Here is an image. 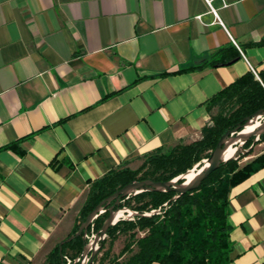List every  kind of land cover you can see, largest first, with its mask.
<instances>
[{"label": "crops", "instance_id": "0c3cea01", "mask_svg": "<svg viewBox=\"0 0 264 264\" xmlns=\"http://www.w3.org/2000/svg\"><path fill=\"white\" fill-rule=\"evenodd\" d=\"M212 1L223 25L206 0H0V264L44 262L94 181L201 139L209 100L264 68V0ZM230 208L232 264H264V168Z\"/></svg>", "mask_w": 264, "mask_h": 264}, {"label": "trees", "instance_id": "16d2710c", "mask_svg": "<svg viewBox=\"0 0 264 264\" xmlns=\"http://www.w3.org/2000/svg\"><path fill=\"white\" fill-rule=\"evenodd\" d=\"M239 52L231 45L217 51L210 60L214 66H225L239 58ZM251 71L223 89L208 102L211 123L202 130L201 139L189 144L179 142L147 155L139 170L128 167L110 171L94 181L87 201L79 214V220L71 235L104 200L134 181L152 180L168 182L201 166L211 156L219 140L228 131L245 124V119L264 109V68ZM216 110V112H215ZM264 142V134L261 136ZM252 141L245 149H249ZM254 150L238 160L223 163L200 188L172 200L173 192H143L129 199H122L121 208L139 213L132 221L121 220L108 230V238L102 242L95 263L104 264H232L234 246L231 241L230 197L232 190L264 168V151L250 159ZM142 177L138 178L140 173ZM183 181H180L182 183ZM112 203L110 206H112ZM168 204L167 206H165ZM160 210V214L144 216ZM109 213L94 223L98 232ZM127 237L117 257H111L114 242ZM85 246L82 237L59 245L47 255L43 264H66L81 256ZM127 255L125 261L120 258Z\"/></svg>", "mask_w": 264, "mask_h": 264}, {"label": "water", "instance_id": "95a60500", "mask_svg": "<svg viewBox=\"0 0 264 264\" xmlns=\"http://www.w3.org/2000/svg\"><path fill=\"white\" fill-rule=\"evenodd\" d=\"M257 126L252 132L244 133L246 128L249 126ZM264 134V109L256 112L251 117L245 119V124L239 126L238 128L228 131L219 140L217 147L211 153V156L204 160V165L197 171L196 177L191 181L187 182L185 180V175L195 170L197 165L192 170L188 171L186 174L180 177L162 183L155 182L152 180L145 181H134L124 188L120 189L112 196L108 197L106 200L102 201L86 218V220L81 223L78 231L69 236L67 239L59 244L60 251H62L63 246L75 240L76 238L82 237L85 241V246L80 257L71 262V264H95V258L100 252L102 242L106 241L108 238V230L115 226L121 220L132 221L139 213L131 211L128 208H121L122 199L136 196L143 192H173L176 196L172 200H177L179 197L195 191L200 188L203 181H205L215 170H217L223 163L231 160H238L242 155H247L254 147L260 143L261 136ZM252 141V145L249 149H245L248 142ZM180 181H183L180 183ZM114 203L112 206H110ZM166 204L165 206H167ZM108 211L109 216L105 220L102 228L95 232L94 223L95 221L105 215ZM128 213L127 215H125ZM160 210L152 211L150 213H145L144 216H151L153 214H160ZM92 235L89 237V235ZM68 264V263H66Z\"/></svg>", "mask_w": 264, "mask_h": 264}, {"label": "rangeland", "instance_id": "374dc122", "mask_svg": "<svg viewBox=\"0 0 264 264\" xmlns=\"http://www.w3.org/2000/svg\"><path fill=\"white\" fill-rule=\"evenodd\" d=\"M215 112H216V110H215ZM259 151H260V150H259ZM259 151H258V152H259ZM255 154H256V153L254 152V154L251 155V156H249L247 159H250V158L254 157ZM144 162H145V161L142 160L140 166H139L137 169H131V168H129V169H131V170H133V171L139 170L140 168H142ZM203 165H204V163H203ZM203 165H202V166H203ZM202 166H200V167H196V171H198L199 169H201ZM143 173H144V171L138 175V178L142 177ZM127 214H128V213H126L125 215H127ZM126 243H127V237H125V238L123 237L122 245L124 246ZM120 251H121V249L119 250V253H120ZM119 253H118L117 255H116V254H115V255L111 254V257H117V256L119 255ZM101 256H102V253L99 254V257H101ZM126 258H127V255H125V256L121 259V261H125ZM37 264H43V262H41V263H37ZM95 264H99V263H95ZM104 264H108V261L104 262Z\"/></svg>", "mask_w": 264, "mask_h": 264}, {"label": "built area", "instance_id": "2783aa9c", "mask_svg": "<svg viewBox=\"0 0 264 264\" xmlns=\"http://www.w3.org/2000/svg\"><path fill=\"white\" fill-rule=\"evenodd\" d=\"M206 2H207V4H208V6H209V9H210V12L212 13V14H214V16H215V18L217 19L216 21L219 23V24H221V25H223L222 24V22L220 21V19H219V17H218V14H217V11H216V9H214V7L212 6V0H206ZM222 2H223V6L224 7H227V5H226V3L222 0ZM198 19H201V17H198ZM251 70H252V72L255 74V76L258 78V74H257V72L253 69V68H251ZM91 236H93L92 235V233H91V235H89V237H91ZM67 260V263L68 264H71V260L70 259H66Z\"/></svg>", "mask_w": 264, "mask_h": 264}, {"label": "bare ground", "instance_id": "6f19581e", "mask_svg": "<svg viewBox=\"0 0 264 264\" xmlns=\"http://www.w3.org/2000/svg\"><path fill=\"white\" fill-rule=\"evenodd\" d=\"M257 126H249L246 128L244 133L252 132ZM197 175V171L193 170L188 172L184 177L187 182H191Z\"/></svg>", "mask_w": 264, "mask_h": 264}]
</instances>
